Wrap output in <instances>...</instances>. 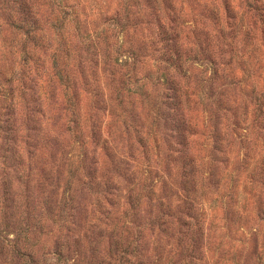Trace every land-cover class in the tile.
<instances>
[{
	"label": "rangeland",
	"instance_id": "1",
	"mask_svg": "<svg viewBox=\"0 0 264 264\" xmlns=\"http://www.w3.org/2000/svg\"><path fill=\"white\" fill-rule=\"evenodd\" d=\"M70 152L111 178L103 211ZM57 244L65 264H264V0H0V264Z\"/></svg>",
	"mask_w": 264,
	"mask_h": 264
},
{
	"label": "trees",
	"instance_id": "2",
	"mask_svg": "<svg viewBox=\"0 0 264 264\" xmlns=\"http://www.w3.org/2000/svg\"><path fill=\"white\" fill-rule=\"evenodd\" d=\"M196 62H198V63H200V61L199 60H197ZM115 63L117 64V62L115 61ZM201 63H203V64H208L209 66H210V68L212 69V70H214V72L216 71L215 70V68H216V63L212 60V59H208L207 57H205L204 56V58H203V60H201ZM118 65V64H117ZM120 65V64H119ZM210 78H212V76H210L209 77V79ZM169 83H171L173 86H174V88H171V95H173L174 97H175V99H176V94H177V99H178V102L180 101V99H181V97H182V94H181V90H183L180 86H179V83H176L175 85H174V83H173V81H169ZM132 97H134V94L133 93H131L130 94ZM121 97L123 96L122 94L120 95ZM38 97H39V95H38ZM172 98V97H171ZM39 101H38V104H37V109H36V111H35V113L33 114L34 115V119H35V116L37 115H41V113H42V111H41V107L42 106H44V104L46 103V101L48 100L47 99V97H44V98H40L39 97ZM160 99H161V101H157L158 102V104H159V109H163V107L164 106H166V104L168 103V101H167V99H168V97L166 96V95H163V96H161L160 97ZM71 102H72V98H71ZM70 102V103H71ZM66 103L68 104V102L66 101ZM69 103V104H70ZM180 104V103H179ZM72 106V105H71ZM41 108V109H40ZM70 109H72V107H69ZM74 109V108H73ZM175 111H177V109H176V107H174L173 108ZM13 112L16 114V112H15V110L13 109ZM45 113V112H44ZM124 113V112H123ZM122 114V113H121ZM176 115H177V117L180 119V122H179V125H180V129H179V131L177 130V132H181V133H183V134H185V135H189L190 134V132H189V130H190V127L192 126L191 125V122H190V120H189V117L183 112V115H180V114H178V113H176ZM24 116L25 117H27V114H26V109L24 110ZM164 117H165V119H167V118H169V115L168 114H165L164 115ZM154 120H157V117L155 116L154 117ZM129 122L127 123V122H124V128H126V130L128 131L130 128L132 129V133L130 134V136L132 137V138H130L129 137V139H131L130 140V142H132V141H135V144H137V145H139V147H141V148H143L144 146H146L147 145V141H144V139H142V138H138V132H139V129H140V127L138 128V129H136V128H134L133 126H135V125H137L136 123H134L132 120H128ZM74 122H76V123H74ZM155 123H157V121H154ZM69 124H73V125H77V121L74 119L73 121H71V120H68V124H66L67 125V128L69 129L70 128V126H69ZM145 124V123H144ZM144 124H140V126L141 125H144ZM79 132H80V129H79ZM90 136H91V143H92V133L90 132ZM26 140H28V135L26 136ZM105 143V142H104ZM97 145V144H96ZM103 148H104V145H103ZM94 152V151H93ZM92 152V153H93ZM129 157V156H128ZM128 157H123V156H115V154H111L110 155V163L112 164V165H115V166H113V167H116L117 165H122V166H126V165H128V163H130V164H133L131 161H130V159L131 158H128ZM86 155L83 153V155H82V157H80V153L79 154H77V155H74V154H72L71 152H70V154L68 155V157H67V162H68V164L70 165V166H72V164L74 163V162H78V160L80 161V164H78V166H77V168H75V171H74V174H73V176L75 175V173L76 174H79V172H80V176L82 175V178L84 179V181H86L87 180V182H84L83 183V185L85 186V190L86 189H88L89 191H88V195H89V197H90V200H92V201H99L100 202V204H98V207H99V209H101L102 211H103V208L105 207V205L104 204H102V201H113L114 200V198H111V195H106L108 192V190H107V184L106 183H103V181H107V180H110L111 178H105V176L107 175L106 173H102V172H99L97 169L95 170V169H92V172H91V175H87V173H88V170L89 169H91L92 167H95L96 165H97V162L96 161H94L93 160V158H88V159H90L89 161H88V170L87 171H85V168L83 167V163L86 161ZM121 158H128V159H121ZM87 159V160H88ZM109 160V159H108ZM136 162V161H135ZM111 165V166H112ZM109 174H111V173H109ZM151 174V172H145L144 173V175H145V177L146 178H143V180L142 181H146V179H147V177L149 176ZM90 177V178H89ZM103 177L105 178L104 180H103ZM132 177H134V178H136V175H135V173H132ZM88 179L89 180H91L92 179V181L91 182H95L96 184H98V185H100L101 187H102V190H101V188H98L97 187V189H95L94 188V190H96L97 191V193H95L94 191V193L92 192V190H91V182H89L88 181ZM140 179H141V175H140V177L138 178V181H140ZM133 185H134V183H133ZM109 194V193H108ZM96 196H98V198H96ZM107 196H109V198L107 199ZM109 207V206H108ZM158 207L161 209L162 208V203L160 202V204H158ZM63 211H65L66 212V210H63ZM96 221H97V219H95ZM171 224H173L172 223V221H167L166 219H161V217H157L155 220H153V223L151 224L153 227H155V226H157L158 227V231L160 232V233H167L170 229H169V226L171 225ZM184 228V233H187V232H189L190 231V229H191V226H192V224L190 223V221H186L185 223H182L181 224ZM180 225V226H181ZM16 244V243H15ZM15 244H14V241H13V245L15 246ZM55 249H54V251H51V253H50V256H52L53 258H55L54 260L56 261L55 263H52V264H59V263H61V264H65V262H64V260H62V258H61V254L63 253L61 250H62V248H61V246H60V244H57V245H55ZM15 250V249H14ZM16 252V251H15ZM16 254H17V252H16ZM18 255V257L21 255V254H17ZM123 257H125L126 256V251H123L122 252V254H121ZM24 256V255H23ZM29 262V264H39V262H40V260H39V258H34V259H32L31 261H27V263Z\"/></svg>",
	"mask_w": 264,
	"mask_h": 264
}]
</instances>
